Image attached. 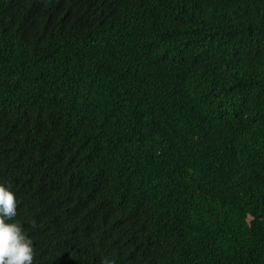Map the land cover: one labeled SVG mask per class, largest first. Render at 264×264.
Segmentation results:
<instances>
[{
  "label": "trees",
  "instance_id": "1",
  "mask_svg": "<svg viewBox=\"0 0 264 264\" xmlns=\"http://www.w3.org/2000/svg\"><path fill=\"white\" fill-rule=\"evenodd\" d=\"M0 183L33 264H264V0H0Z\"/></svg>",
  "mask_w": 264,
  "mask_h": 264
},
{
  "label": "clouds",
  "instance_id": "2",
  "mask_svg": "<svg viewBox=\"0 0 264 264\" xmlns=\"http://www.w3.org/2000/svg\"><path fill=\"white\" fill-rule=\"evenodd\" d=\"M18 202L10 186L0 183V264H33V246L12 221Z\"/></svg>",
  "mask_w": 264,
  "mask_h": 264
}]
</instances>
